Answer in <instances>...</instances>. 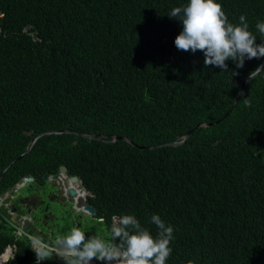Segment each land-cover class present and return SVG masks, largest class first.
Segmentation results:
<instances>
[{
  "label": "trees",
  "instance_id": "16d2710c",
  "mask_svg": "<svg viewBox=\"0 0 264 264\" xmlns=\"http://www.w3.org/2000/svg\"><path fill=\"white\" fill-rule=\"evenodd\" d=\"M188 2L0 0V172L31 157L65 165L109 229L134 215L156 236L159 215L174 229L166 264H264V71L244 82L264 57L221 72L178 50L168 15ZM217 2L264 41V0ZM60 129L72 132L46 133Z\"/></svg>",
  "mask_w": 264,
  "mask_h": 264
},
{
  "label": "clouds",
  "instance_id": "9594fccd",
  "mask_svg": "<svg viewBox=\"0 0 264 264\" xmlns=\"http://www.w3.org/2000/svg\"><path fill=\"white\" fill-rule=\"evenodd\" d=\"M168 16L182 24V31L174 40L176 48L192 53L203 52L206 68L215 66L221 72H228L227 61H233L236 68L241 69L245 60L264 57V41L256 43L257 37L249 30L245 15L239 17V24L229 22L217 0H189L186 6L174 7ZM2 17L3 13H0ZM256 29L264 35V22H258ZM260 71H264V65L260 64L249 73V79ZM238 74L231 71L232 76ZM96 222L102 224L104 218L98 217ZM150 222L157 226L156 236L142 227L134 215L113 216L110 239L99 235L86 236L81 228L72 227L67 234L57 236L53 245L34 247L35 264L50 260L53 255L64 264H91L93 260L101 264H166L172 253L169 245L174 239L173 226L167 225L156 214ZM15 255L12 246H8L0 254V264H8ZM187 264H196V261L188 260Z\"/></svg>",
  "mask_w": 264,
  "mask_h": 264
},
{
  "label": "flooded vegetation",
  "instance_id": "af4514ba",
  "mask_svg": "<svg viewBox=\"0 0 264 264\" xmlns=\"http://www.w3.org/2000/svg\"><path fill=\"white\" fill-rule=\"evenodd\" d=\"M27 153L22 152L17 158L20 159ZM14 161L15 159L9 161L7 167ZM24 163L21 166H11V174L0 179V244L4 243L0 254L8 246H12L16 254L8 264H16L14 262L17 256L27 255V252L35 264L36 255L32 249L41 245H53L57 236L67 234L72 227L81 228L86 236L99 235L110 239V229L105 225V220L102 224L96 222V210L89 203L87 189L77 175H71L63 164L59 165L57 172L44 170L43 163L53 164L46 159L31 157L24 160ZM61 166L66 167L64 173L60 171ZM72 176L77 179H71ZM2 193L9 194L2 196ZM87 205L93 208V213L86 208ZM101 226H104L102 230ZM46 261L64 264L55 255ZM91 264L101 262L93 260Z\"/></svg>",
  "mask_w": 264,
  "mask_h": 264
},
{
  "label": "water",
  "instance_id": "95a60500",
  "mask_svg": "<svg viewBox=\"0 0 264 264\" xmlns=\"http://www.w3.org/2000/svg\"><path fill=\"white\" fill-rule=\"evenodd\" d=\"M261 65H264V59H263V61H262V63H261ZM249 79V75L248 76H246L245 78H244V82L246 83V81ZM244 83V84H245ZM244 86V85H243ZM242 89H243V87H242ZM242 89L240 90V93L242 92ZM211 123H199V124H197L196 125V127H199V126H209ZM192 131H193V129H190V130H188V131H186L184 134H182V135H180V136H178V138L176 139V140H174V141H170V142H168V143H166V144H168V145H174V146H176V145H180V144H182L191 134H192ZM69 132H72L71 130H69V129H60V130H50V131H47L46 133H69ZM85 137H88V138H90V139H93V138H96V139H98V140H101V141H103V140H105V138H106V135H100V136H98V135H93V134H91V135H89V134H83ZM40 136V134L39 135H34L31 139H30V141L28 142V145H27V147H26V149H25V153H27V152H29V150L31 149V147H32V145L34 144V142L36 141V139L38 138ZM117 139H123V140H126V141H128L129 143H131L132 145H134V142H132L131 140H129L126 136H115L113 139H112V141H116ZM160 146V145H159ZM141 148H143L144 146H140ZM150 147H153V146H150ZM5 170H6V168H4L1 172H0V179L2 178V176H3V174L5 173ZM65 170H66V167L65 166H61L60 167V171L61 172H65ZM29 179V178H28ZM71 179H73V180H75V179H77V177L76 176H72L71 177ZM20 182H22V181H20ZM72 193H74V191L72 190L71 191ZM9 193H11V190H9ZM9 193H2V196H4L5 194H9ZM91 213H93V208L91 207V206H89V205H87V207H86ZM0 213H2L1 211H0ZM4 218L10 223V224H13V222L10 220V219H8L7 217H5L4 216Z\"/></svg>",
  "mask_w": 264,
  "mask_h": 264
},
{
  "label": "rangeland",
  "instance_id": "374dc122",
  "mask_svg": "<svg viewBox=\"0 0 264 264\" xmlns=\"http://www.w3.org/2000/svg\"><path fill=\"white\" fill-rule=\"evenodd\" d=\"M40 159H45L44 157H40ZM65 215V214H64ZM58 216L60 217V212H58ZM84 217V216H83ZM58 218V217H57ZM61 218V217H60ZM57 221V219H55ZM106 225V224H105ZM107 226V225H106ZM104 228V226H101V230Z\"/></svg>",
  "mask_w": 264,
  "mask_h": 264
}]
</instances>
